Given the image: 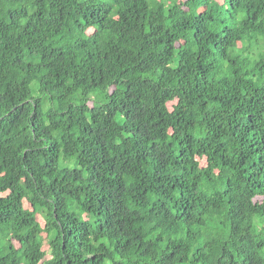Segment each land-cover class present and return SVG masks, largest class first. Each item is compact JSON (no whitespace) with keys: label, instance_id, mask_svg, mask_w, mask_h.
Masks as SVG:
<instances>
[{"label":"trees","instance_id":"trees-1","mask_svg":"<svg viewBox=\"0 0 264 264\" xmlns=\"http://www.w3.org/2000/svg\"><path fill=\"white\" fill-rule=\"evenodd\" d=\"M188 262L264 264V0H0V264Z\"/></svg>","mask_w":264,"mask_h":264},{"label":"rangeland","instance_id":"rangeland-1","mask_svg":"<svg viewBox=\"0 0 264 264\" xmlns=\"http://www.w3.org/2000/svg\"><path fill=\"white\" fill-rule=\"evenodd\" d=\"M202 163H204V161L202 160ZM26 206H28V204L26 203ZM39 220L41 221V222H43L44 223V220L41 218V217H39ZM47 246V245H46ZM48 248V247H47ZM48 256H50L49 254H48ZM186 264H191L190 262H188V263H186Z\"/></svg>","mask_w":264,"mask_h":264}]
</instances>
